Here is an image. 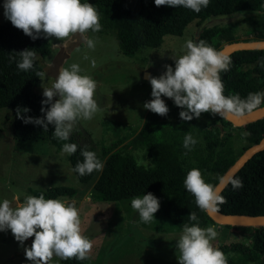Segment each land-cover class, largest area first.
I'll list each match as a JSON object with an SVG mask.
<instances>
[{
    "label": "trees",
    "instance_id": "1",
    "mask_svg": "<svg viewBox=\"0 0 264 264\" xmlns=\"http://www.w3.org/2000/svg\"><path fill=\"white\" fill-rule=\"evenodd\" d=\"M91 4L100 13V31L109 32L117 40L121 52L130 57L142 48L159 47L166 35L181 36L192 22L200 23L211 17L230 15L237 9L255 13L248 19L252 27V40H264V0H209L208 6L202 7L199 13L182 6L157 7L154 0H93ZM198 40H204L220 50L233 42L234 33L231 28L203 27L198 33L196 41ZM26 48L36 53L33 67L27 72L17 67L21 60L19 52ZM51 51V43L45 37L33 40L10 21L0 24V85L3 77L14 68L7 95L13 113L33 118L44 116L41 101L45 98L38 87L44 73L42 59L48 57ZM228 56L232 61L230 70L220 73L224 94H239L241 98H246L248 93L264 92V49H241ZM165 103L168 108L171 105L175 108L176 121H168L167 115L161 116L149 110L138 134L133 138V148L137 147L145 152L149 166L138 164L132 152L121 150L110 152L104 159L96 142L83 129L76 128L70 138L64 141L54 138L53 125H49L47 130L39 126L46 140L57 151L62 150L65 143L77 144L76 153L68 155L72 170L77 162H83L81 152L85 150V146H88L87 150L96 153L103 163L102 171H93L82 177L73 172L81 184L95 179L92 194L98 200L119 201L148 192L167 194L171 198L162 209V214L177 229L182 230L184 224L191 226L197 223L189 220L191 212L196 213L202 228L208 224H216L206 211L196 205L195 197L184 188L185 176L190 169L197 168L206 182L216 185L243 151L264 137V116L247 124L234 126L224 117L202 113L212 123L198 126L193 119L183 121L179 117L182 109L173 101ZM262 106L264 103L259 107ZM43 107L47 109L48 105ZM219 124L222 128H236V136L228 134L221 137ZM245 132L249 135H242ZM189 133L197 140L190 151L183 147L184 137ZM234 138H241L244 142L237 154L233 149ZM232 178L240 179L243 187L234 190L228 182L221 190L227 202L219 205L218 211L264 216V149L249 158ZM41 194L46 199H57L73 197L77 190L68 186L51 187L36 191L33 196ZM222 227L253 242L251 247L243 242L217 246L226 255L228 264H241V261L264 264V225L223 224ZM60 261L61 264H87L88 259Z\"/></svg>",
    "mask_w": 264,
    "mask_h": 264
},
{
    "label": "rangeland",
    "instance_id": "2",
    "mask_svg": "<svg viewBox=\"0 0 264 264\" xmlns=\"http://www.w3.org/2000/svg\"><path fill=\"white\" fill-rule=\"evenodd\" d=\"M92 1L81 0L82 3ZM3 3L4 0H0V24L9 22L3 14ZM254 14L237 9L230 15L211 17L200 23L192 22L181 36L166 35L159 47L142 48L131 57L121 52L117 40L109 32L88 31L86 36L94 40V49L88 48L81 40L62 64L63 68L78 64L81 75H89L97 82L94 98L98 102V111L90 120L79 118L76 128L91 135L104 159L110 152L121 150L132 152L138 164L149 166L145 152L133 148V138L149 111L143 104L152 99L147 75L158 77L165 71V65L174 68L172 57L184 54L186 41L191 39L195 42L203 27L231 28L233 42L252 40V27L248 19ZM46 39L51 43L52 51L42 59L44 65L49 64L67 42ZM85 56L88 58L85 59ZM92 60H95V67ZM13 76L14 68L3 77L0 85V202L8 199L14 204L17 197L24 200L25 196H33L36 191L59 186L72 187L77 190L75 196L57 199L74 202L79 211L83 234L93 243L87 264H178L179 251L175 245L182 230L162 214L171 196L153 194L158 198L160 207L150 223L141 222L138 213L131 207V200L136 197L119 201L95 198L92 194L95 179L81 184L72 170L69 154L57 151L46 140L39 125L25 123L22 119L25 116L12 112L7 95ZM50 78L44 71L39 91L52 86L53 79ZM161 98L165 102L173 101L164 96ZM175 113V108L169 106L166 119L175 122ZM193 122L198 126L212 123L202 114L199 119L194 117ZM228 134L236 136V128L224 127L221 137ZM243 144L241 138L233 139L236 154ZM209 226L219 233L212 241L215 247L230 242L253 245L252 241L223 228L221 224H208L204 228ZM32 239L34 237L28 238L21 246L10 230L0 231V264H31L25 257L24 247H30ZM60 260L53 257L50 264H61Z\"/></svg>",
    "mask_w": 264,
    "mask_h": 264
},
{
    "label": "clouds",
    "instance_id": "3",
    "mask_svg": "<svg viewBox=\"0 0 264 264\" xmlns=\"http://www.w3.org/2000/svg\"><path fill=\"white\" fill-rule=\"evenodd\" d=\"M157 7H185L199 13L206 8L209 0H154ZM3 14L11 24L35 40L40 36L69 41L77 35L94 49V40L86 36L88 31L101 30L100 13L91 3L81 0H4ZM184 54L172 57L175 67L165 65V71L158 77L147 75L151 85L152 99L143 107L161 116H166L169 108L162 96L171 98L181 108L179 117L183 121L199 119L202 113L221 117L242 116L252 112L264 103V92L248 93L246 98L239 94L226 96L221 72L230 70V57L209 45L204 40H187ZM21 60L17 63L20 70L27 72L33 67L36 53L30 48L19 52ZM88 57L85 56V59ZM14 59V57H10ZM95 67V60L91 61ZM78 64L61 68L53 84L43 88L41 112L43 117H22L25 123L40 125L44 130L54 126L53 136L67 141L76 129L79 118L90 120L98 111L94 98L97 82L89 75H81ZM40 75L39 73L37 74ZM55 98V99H54ZM43 105H48L45 109ZM28 111V109H24ZM242 135L247 136L245 132ZM197 140L189 133L183 147L191 150ZM82 150L83 162H77L73 171L79 176L102 171L103 163L94 151ZM77 144L65 143L62 153L75 154ZM234 190L243 187L238 178H230ZM186 191L195 197L196 205L209 213L218 211L219 205L227 202L216 185L208 183L197 168L190 169L183 181ZM8 199L0 202V231L10 230L21 246L34 237L30 247H24V254L31 264H50L53 257L61 260H85L90 257L92 241L83 234L79 211L74 202L48 198L43 194L25 196L21 202ZM131 207L138 213L141 222L150 223L160 207L159 200L151 192L131 200ZM189 220L197 223L183 225L176 241L179 251L178 264H228L224 252L215 247L212 241L219 235L214 227L199 226L195 212L189 213Z\"/></svg>",
    "mask_w": 264,
    "mask_h": 264
},
{
    "label": "water",
    "instance_id": "4",
    "mask_svg": "<svg viewBox=\"0 0 264 264\" xmlns=\"http://www.w3.org/2000/svg\"><path fill=\"white\" fill-rule=\"evenodd\" d=\"M82 39L77 35L74 40L67 41L65 45L61 46L57 54L53 57L49 64L43 66V70L46 75L53 79L59 73L62 64L65 59H67L71 51L77 47ZM241 49H264V40H243L235 41L225 45L219 51H222L225 55L241 50ZM264 116V106L257 108L252 112L245 113L242 116L227 115L223 116L226 120L231 122L233 125L240 126L247 124L249 122L255 121ZM220 135L223 133V128L219 124ZM264 149V137L257 142L246 148L243 153L235 160V162L227 169L220 180L217 182L216 186L218 190H222L225 185L229 182L236 172L251 158L254 154ZM209 217L217 224L226 225H264V216H249L243 214H226L220 211L214 213L207 212Z\"/></svg>",
    "mask_w": 264,
    "mask_h": 264
}]
</instances>
